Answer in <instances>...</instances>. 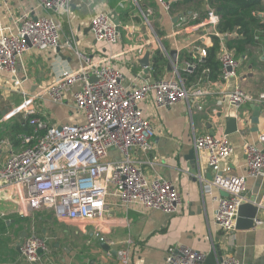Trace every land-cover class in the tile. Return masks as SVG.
I'll list each match as a JSON object with an SVG mask.
<instances>
[{"label": "crops", "instance_id": "0c3cea01", "mask_svg": "<svg viewBox=\"0 0 264 264\" xmlns=\"http://www.w3.org/2000/svg\"><path fill=\"white\" fill-rule=\"evenodd\" d=\"M123 1L127 15L119 17L118 9L123 8ZM164 2L167 9L157 0H70V14L62 20L60 44L46 49L29 48L16 60L15 77L20 80V85L13 84V75L0 71V166L10 153L22 147L20 135L12 131L15 124L22 122L21 115L5 121L2 117L23 101V92L26 96L35 95L53 84L62 71H73L79 67V58L64 46L67 37H73L79 49L96 52L99 57L114 55L112 62L121 72V81L127 87L138 84L142 79L153 81L171 77V51L176 53V65L180 71H188L183 70L187 63L194 64V70L205 56V48L211 45L210 36L213 35L210 27L194 23H199L209 9L219 14V2L212 7L209 4L217 1ZM258 8L261 9L260 5ZM100 10L109 13L115 11L119 19V38L112 46L95 42L90 32V18ZM133 10L135 14H132ZM262 12L259 11L257 16L264 23ZM28 13H39L35 0H0V27H13L15 19ZM223 32L229 33L225 38L228 41L237 31L233 29ZM254 37L263 44L264 37L258 34ZM147 51L148 66L143 68L138 60ZM155 51L159 52L162 61L158 69L153 71L151 65ZM248 59V63L239 60L238 81L243 90L257 96L263 92L257 93L250 84L257 87L261 82L264 83L263 48L259 55L248 56ZM214 75L215 72L202 68L187 84L183 82L187 87L204 91L197 98L177 102L167 109L155 108L152 95H148L141 103L154 135L152 149L146 153H137L136 158L143 164L147 177L159 175L174 184L182 201L180 211L171 214L159 210L124 212L109 200L108 210L102 217L87 222H68L57 220L49 209H29L23 215L15 190L0 189V264H29L20 254L19 245L24 237L31 235L40 237L47 245L48 253L43 258L49 252L65 249L73 259L78 258L79 264H122L117 252L123 248L128 250L127 264H162L166 249L180 243L206 256L218 245L222 257L232 254L238 264H264L263 226L256 225L231 233L223 232L215 226L213 215L216 203L204 190L206 181L213 175V169L204 158L197 159L193 144L196 136L205 133L225 134L228 121L234 120L235 131L225 134L232 147L228 160L231 173L244 176L246 198L264 206V177L246 176L242 153L245 140L256 142L264 121V104H255L260 107L256 124H251L249 120L252 113L250 104L253 103L243 104L238 112L247 122L239 123L234 119L233 109L224 95L232 87L234 79L223 81L219 74L216 78ZM68 103L74 108L71 93H67L61 103L46 98L37 100L36 108L47 124L76 123L66 116L70 113ZM191 151H194L195 160L190 155ZM109 152V156L115 157L114 150ZM196 161L199 170L194 168ZM212 192L219 193L214 189ZM258 213V217L264 219V210ZM39 223L43 227L41 233L37 234L35 224ZM60 223L73 224L70 234L74 235L78 247L64 248L60 240L68 231L59 229ZM15 238L18 242L14 244ZM82 251L89 255L81 254ZM213 258L217 261L215 254Z\"/></svg>", "mask_w": 264, "mask_h": 264}, {"label": "built area", "instance_id": "2783aa9c", "mask_svg": "<svg viewBox=\"0 0 264 264\" xmlns=\"http://www.w3.org/2000/svg\"><path fill=\"white\" fill-rule=\"evenodd\" d=\"M35 1L39 13L18 17L13 27H0V71L13 75L16 86L20 85L15 77L16 60L29 48L58 46L62 20L70 14V0ZM157 1L167 9L164 0ZM258 1L264 8V0ZM198 22L194 24L210 27L211 33L220 40L221 79H234L224 95L233 109L234 119L244 124L238 110L246 103L264 104V93L253 96L243 90L237 74L239 59L225 44L229 33L217 29L219 14L209 9ZM89 27L95 42L112 46L119 38L118 28L107 11L100 10L91 16ZM63 43L79 58V67L62 71L53 84L35 95L26 96L23 92V101L2 117L5 121L21 115V121L31 131L21 134V149L10 153L0 166V189L15 190L23 215L29 209H49L57 220L68 222L102 217L108 210L109 200L124 212L159 210L171 214L180 211L182 201L174 184L159 175L147 177L143 164L136 158L137 153L152 149L154 135L141 103L152 95L155 108L167 109L177 102L197 98L204 91L187 87L176 61L172 60L171 77L142 79L127 87L112 62L114 55L99 57L96 52L79 49L73 37L65 38ZM193 68L194 64L187 63L183 70ZM67 93H71L82 122L47 124L36 108V101L46 98L61 103ZM193 144L197 159L204 158L213 169L204 190L216 203L214 224L219 230L231 233L235 230L239 205L248 200L244 194L245 177L231 173L228 160L232 147L225 134L205 133L196 136ZM113 149L120 158L109 156ZM242 153L246 176L264 177V121L256 142L242 143ZM213 189L226 192L227 196L213 194ZM259 210H264L262 204L258 205ZM258 212L255 226L264 227V219L258 217ZM19 250L29 264H46L43 256L48 248L40 237H24ZM117 255L122 264L128 263L127 248L119 250ZM205 258L204 253L180 243L166 249L162 264H206ZM215 264L238 262L232 254H227Z\"/></svg>", "mask_w": 264, "mask_h": 264}, {"label": "trees", "instance_id": "16d2710c", "mask_svg": "<svg viewBox=\"0 0 264 264\" xmlns=\"http://www.w3.org/2000/svg\"><path fill=\"white\" fill-rule=\"evenodd\" d=\"M217 1L219 2L218 7L220 8L219 14L221 17V22L217 26V29L220 32L236 29L239 36L230 39L227 42V45L231 47L234 44V56L240 61L245 62L248 59V56L251 57V49L257 47L259 42L253 39V35L258 34L261 37H264V23L260 22V19L257 16L258 10V1L257 0H210V2ZM119 17H125L127 15V8L123 7L118 9ZM211 45L205 48V56L200 59V62L196 65L195 69L191 72L181 71V78L185 84H187L190 79L197 75V73L202 68H207L211 72H215L213 76L216 78L218 74L220 75V67L217 59L219 52L220 44L217 37L214 35L210 36ZM151 69L156 71L158 69V64L162 61V57L159 52L155 51L152 58ZM12 131L16 135L29 134L31 128L26 124L19 122L15 124ZM19 141V138H17Z\"/></svg>", "mask_w": 264, "mask_h": 264}, {"label": "water", "instance_id": "95a60500", "mask_svg": "<svg viewBox=\"0 0 264 264\" xmlns=\"http://www.w3.org/2000/svg\"><path fill=\"white\" fill-rule=\"evenodd\" d=\"M110 17L114 25L118 28L119 27V19L117 18L116 12L112 11L110 12ZM148 58H149V52H145L143 57L138 60V63L141 67L145 68L148 66ZM170 58L174 62L176 61V53L175 51L170 52ZM250 108L252 109V113L249 117L251 124H256L258 122V114L260 107L255 104H250ZM235 131V122L234 120H229L228 124L225 129V134H231ZM190 155L192 159L195 160V154L194 151L190 152ZM195 170H199V164L196 161L194 163ZM219 194L221 196L226 197L227 193L223 191H219ZM258 212V204L251 200H246L245 202L241 203L237 209L236 214V221H235V230H246L250 228L255 227L254 218L257 215ZM214 252V253H213ZM212 253H209L205 258L206 264H215L216 261L213 258V255L215 254L217 257V261H220L222 259V251L219 249L218 245L214 246V250Z\"/></svg>", "mask_w": 264, "mask_h": 264}, {"label": "rangeland", "instance_id": "374dc122", "mask_svg": "<svg viewBox=\"0 0 264 264\" xmlns=\"http://www.w3.org/2000/svg\"><path fill=\"white\" fill-rule=\"evenodd\" d=\"M124 3H125V1L121 2V4L123 5V7H125L124 6L125 5ZM213 4H218V2L211 3V4H209V6L212 7ZM259 5L261 7L260 12H262L263 5L261 3H259ZM132 14H135V10H133V13ZM187 19H189V18H187ZM237 36H239V34H237V32H236V33H233L230 37H231V39H233V38H235ZM253 39L256 40L255 37H254V35H253ZM258 42H259V45L257 47H254V48L251 49L252 50L251 51V56L252 57H256V55H259L260 50L262 48L264 50V42H263L262 45L260 44V41H258ZM227 46L229 48H232V49L234 48V44H232L231 47L229 45H227ZM245 65H246V63H245ZM250 86L252 87L253 90L258 91L257 93H259V92H263L264 93V91H263L264 90V83L261 82V85L259 84L257 87H254L253 84H250ZM68 106L70 107L71 104L68 103ZM66 116L67 117L69 116L70 119H71V121H75L76 123L82 122V115L76 109H74L73 107H70V113L68 115H66ZM114 151L116 153L115 157L116 158H120V156L118 155V152L116 150H114ZM109 153L111 154V152H109ZM144 173H145V170H144ZM72 225L73 224H67V223H60V224H58V228L59 229H66L68 231V232H66V234L63 235V237L60 240V241H62V244L65 246L64 248H71L72 246L73 247H78V245L75 242L76 239L74 238V235L70 234V230L73 228ZM35 226H36L35 233H37V234L41 233L43 224L42 223H39V224H35ZM16 242H18V239L17 238L13 239V243L15 244ZM65 251H66L65 249L64 250L61 249L60 252H56V251H54L53 253H50L49 252V254L46 255V257H44L43 259H44V261L47 262V264H79L78 258L77 259L76 258L73 259V257L70 256ZM82 253L85 254V256H88L89 255L85 251H82L81 254Z\"/></svg>", "mask_w": 264, "mask_h": 264}]
</instances>
